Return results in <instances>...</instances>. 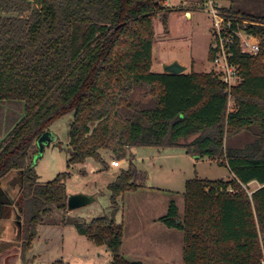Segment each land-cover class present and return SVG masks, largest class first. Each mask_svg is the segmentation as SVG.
<instances>
[{
    "label": "trees",
    "instance_id": "16d2710c",
    "mask_svg": "<svg viewBox=\"0 0 264 264\" xmlns=\"http://www.w3.org/2000/svg\"><path fill=\"white\" fill-rule=\"evenodd\" d=\"M165 3L0 0V180L12 171L23 172L17 201L23 255L45 216L68 209L70 172L41 182L35 158L38 139L73 113L70 166L89 158L105 163L104 151L119 161L132 146L153 145L183 146L198 159L227 165L229 178L187 179L182 220L172 200L160 221L183 231V264H262L264 39L260 53L236 56L243 79L232 89L234 107L229 110L226 86L213 72L152 71L154 19L161 13L167 24L171 10ZM249 30L264 38V25ZM240 133L254 139L233 144ZM146 178L131 162L108 184L109 214L76 221L80 234L108 247L114 264H143L121 255L123 226L116 215L119 200ZM252 182L259 187L250 193L246 186Z\"/></svg>",
    "mask_w": 264,
    "mask_h": 264
},
{
    "label": "rangeland",
    "instance_id": "374dc122",
    "mask_svg": "<svg viewBox=\"0 0 264 264\" xmlns=\"http://www.w3.org/2000/svg\"><path fill=\"white\" fill-rule=\"evenodd\" d=\"M219 3L220 6L264 17V0H219ZM165 5L168 7L166 11L171 10L168 11L167 24L164 23L161 13L154 19L156 36L153 44L152 71L165 72L167 64L178 62L186 67L185 72L192 69L195 72H212L214 66L209 58L213 40L210 15L199 9L195 0H169V5L167 3ZM187 10H192L193 17L185 16ZM228 107L229 110L234 107L233 96ZM73 118V113H70L52 124L50 131L55 134L56 142L59 144L53 142L45 145L42 151L38 144L35 171L41 182L50 181L59 173L70 172L66 181L70 194L95 190L98 192L96 200L66 211L52 210L38 226V235L35 238L37 242L33 241L32 252L29 249L24 255L21 253L23 243L21 232L13 231L11 227L10 222H15L11 208L1 207L3 208L1 238L7 241L0 243V249H4L0 250V264H114V257L108 247L98 245L80 234L76 228V221L86 223L93 218L109 214L110 210L107 207L110 205L111 193L107 185L114 178L113 172L119 173L121 169H127L131 162L138 169L146 171L147 179L144 180L142 191L127 194L125 199L119 200L122 207L130 209L128 213L130 227L125 236H128L130 229L137 224L134 205H147L149 211L153 210V214H156L162 212V208L169 200H175L183 209L187 179L198 177L218 180L228 178L231 174L229 167L219 160L198 159L188 154L183 146H132L128 149L127 156L119 160L120 167L111 164L115 157L110 151L103 152L106 164L89 158L84 164L70 166L67 149L70 142L69 128ZM253 139L254 135L251 133H240L233 137L231 142L242 145ZM246 187L252 191L259 187V184L253 182ZM15 208L18 210L17 205ZM182 214L184 216V211ZM4 215H7V218ZM10 217L12 220L8 219ZM123 219L121 209L117 212L116 222L122 224ZM152 232L154 234L157 231ZM141 239L130 244L126 242L124 249L127 250V247L135 243L142 246ZM129 249L131 251V247ZM181 260L183 261V258Z\"/></svg>",
    "mask_w": 264,
    "mask_h": 264
},
{
    "label": "crops",
    "instance_id": "0c3cea01",
    "mask_svg": "<svg viewBox=\"0 0 264 264\" xmlns=\"http://www.w3.org/2000/svg\"><path fill=\"white\" fill-rule=\"evenodd\" d=\"M166 3L167 5H169V0ZM192 13H193L192 10H187L185 12V16L193 17ZM112 161H111V164H112ZM120 166H121V163H120ZM120 166H117V167H120ZM140 170L146 174L145 170L143 169H140ZM113 173L115 174L112 175V177H114L112 181H114L118 175V173L116 172H113ZM231 175L232 173L230 174V176ZM146 177H147V174H146ZM22 183H23V172L22 171H12L0 180V208L10 207L13 215L15 213H18L19 209L16 210L15 206L17 205V201L21 195ZM143 186L138 188L137 190L127 191L122 198L125 199L127 194L142 191ZM66 191L69 195H71L67 189V185H66ZM97 193L98 192H95V190H93L92 192H87L86 194L95 195V200H96ZM171 201L172 200H169L168 204H166L164 208H162V212H159L156 214H153L152 212L153 210L149 211L147 205H144V204L134 205L133 208L134 210H136V213H137L136 214L137 224H134V227L130 229V233L128 234V236H125V234H126L128 227H130V221L128 219L129 217L128 213L130 212V209L126 207H122L119 204V211H121L122 209L123 216H124V219L121 222L123 225V230H124V235L122 237L121 254L129 262H139L140 261L143 264H183V261L181 260L184 254L183 231L176 229V228H169L163 222L160 221V218L167 213L168 207ZM177 206L179 209V216L182 220L183 218L182 211H184V208L182 209L178 204ZM3 208L0 209V229L2 226L1 220L3 218L2 217ZM4 216L7 218V215H4ZM8 219L12 220V217ZM153 230L157 232L152 234ZM139 238H142L141 239V241L143 242L142 246H137L135 245L136 244L135 243L134 245L129 246L131 247V251L129 247H127V250L124 249V245L126 244V242L127 244H130L133 241L139 240ZM5 240L1 238V234H0V243H4L7 241ZM34 242H37V241L35 240ZM30 252H32V249H30Z\"/></svg>",
    "mask_w": 264,
    "mask_h": 264
},
{
    "label": "built area",
    "instance_id": "2783aa9c",
    "mask_svg": "<svg viewBox=\"0 0 264 264\" xmlns=\"http://www.w3.org/2000/svg\"><path fill=\"white\" fill-rule=\"evenodd\" d=\"M199 9L212 18V43L210 53L212 71L219 76L226 86L229 105L232 100V89L242 81L240 64L236 62L237 55H256L261 52L263 37L249 30L250 26H263L262 21L241 14L232 13L220 6L219 0H195ZM114 166H120V161L113 160ZM252 191H250L251 193ZM264 264V257L262 259Z\"/></svg>",
    "mask_w": 264,
    "mask_h": 264
},
{
    "label": "water",
    "instance_id": "95a60500",
    "mask_svg": "<svg viewBox=\"0 0 264 264\" xmlns=\"http://www.w3.org/2000/svg\"><path fill=\"white\" fill-rule=\"evenodd\" d=\"M185 70L186 67L178 62H173L165 66V72L167 73L178 74L185 72ZM51 142L57 144L56 136L54 133L47 131L38 139L37 143L39 144L40 151H42V149L46 144H50ZM94 200H95V195L93 194H86V193L71 194L69 195V199H68V209H74L84 206L90 202H93ZM19 223H21L20 220Z\"/></svg>",
    "mask_w": 264,
    "mask_h": 264
},
{
    "label": "flooded vegetation",
    "instance_id": "af4514ba",
    "mask_svg": "<svg viewBox=\"0 0 264 264\" xmlns=\"http://www.w3.org/2000/svg\"><path fill=\"white\" fill-rule=\"evenodd\" d=\"M14 217H15V222H14V223H13V222H10V223H11V227L13 228V231L18 230V231L21 232V225H22V222L19 223V220L21 221V217H20L19 212H18V213H15V214H14ZM0 234H1V232H0ZM21 235H22V232H21ZM1 244H3V243H1ZM0 250L2 251V250H4V249H0ZM21 253H22V252H21Z\"/></svg>",
    "mask_w": 264,
    "mask_h": 264
}]
</instances>
